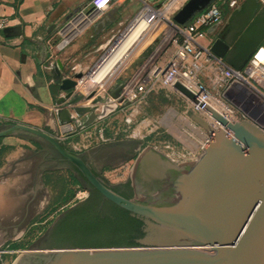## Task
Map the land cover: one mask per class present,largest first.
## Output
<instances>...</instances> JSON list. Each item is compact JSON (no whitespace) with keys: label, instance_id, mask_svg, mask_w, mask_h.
Returning <instances> with one entry per match:
<instances>
[{"label":"water","instance_id":"1","mask_svg":"<svg viewBox=\"0 0 264 264\" xmlns=\"http://www.w3.org/2000/svg\"><path fill=\"white\" fill-rule=\"evenodd\" d=\"M216 1L190 0L175 23L191 21ZM211 49L225 59L229 45L220 36ZM151 51L146 48L127 68L129 75ZM62 70L60 62L52 65V75L66 94L58 104L91 112L90 106H79L95 95L85 97L78 88V80L88 75L63 77ZM174 88L194 100L180 84ZM110 100L100 95L95 101ZM222 122L220 130L201 124L213 138L194 162H175L153 146L141 150L128 176L137 190L134 199L105 185L81 156L49 133L20 124L1 130L0 138L23 136L51 148L101 195L142 220L145 233L140 240L144 246L138 248L72 247L71 234L53 229L65 211L14 264H264V133L249 121Z\"/></svg>","mask_w":264,"mask_h":264},{"label":"rangeland","instance_id":"2","mask_svg":"<svg viewBox=\"0 0 264 264\" xmlns=\"http://www.w3.org/2000/svg\"><path fill=\"white\" fill-rule=\"evenodd\" d=\"M168 1L145 4L139 0L121 2L115 0L105 11H96L90 6V0H82L75 10L63 16L59 22L55 44L52 49L48 50V62L51 65L60 62L63 65V77L75 78L77 74L85 76L123 34L133 21H131L132 17L136 18L146 6L158 11L164 9L167 12V18L165 16L157 25L153 24V27H149V30L121 59L104 82L93 85L87 78L83 83V86L91 89V93L102 88L106 97H111L114 102L118 97L120 100L130 84L127 72L130 62L136 60L146 50L154 36H156L157 43L153 45V48L163 40H170L174 34L173 23L181 9L179 10V3L176 7L173 5L165 7ZM112 13L114 20L107 23L105 29L100 30L97 22L107 18L108 15L111 17ZM96 40L106 42L101 56L95 58L92 52L94 47L87 46V44ZM62 41L68 42L67 46L60 51L59 44ZM237 93L238 89L232 90L229 98L239 112L252 113L255 104L259 108L264 107V99L256 94L247 92L246 96H240L236 95ZM161 95L160 98L159 93L155 94V99L147 102L146 105L143 104V110H139L135 122L137 129L143 127L144 124H149V127H144L146 130L156 125L154 131L146 137L147 131L141 129V133L138 132L134 139H130L134 141L135 146L131 143L132 146L125 145V147L130 149L134 147L139 153L144 148L153 146L168 154L175 162H181L180 155L175 154L169 147L179 148V150L187 149L185 145H188L187 142L191 143V140L184 137L183 133L187 135L185 131L190 125L199 128H196L199 133L195 141H202L203 132L201 131L205 128L201 124L206 122L196 111L189 112L184 99L176 92L163 91ZM96 103L94 107L103 105ZM122 106L129 107V103L125 102ZM172 112L175 113L174 116ZM141 119L144 121L143 125L140 124ZM11 141L13 142V140H8V142ZM62 144L69 151L81 156L85 162L87 161L83 157L86 155L83 151L74 150L69 144ZM8 146V163L5 166H3L5 163L3 152L0 153L2 162V165L0 164V184L2 185L0 191L3 194L2 201L5 202L1 203L2 206L9 209L8 211L3 209L0 212H3L5 216L7 214L8 222L20 227L28 221L34 223L35 226L28 230L20 228L15 230L12 227L0 226V264H14L34 242L43 236L62 213L83 202V199L77 198V194L79 191L84 192L78 173L62 162L48 146L29 138L23 139L18 146L10 145V143ZM102 163L103 177H101L109 182H121L129 176L130 162L124 160L122 156L104 160Z\"/></svg>","mask_w":264,"mask_h":264},{"label":"crops","instance_id":"3","mask_svg":"<svg viewBox=\"0 0 264 264\" xmlns=\"http://www.w3.org/2000/svg\"><path fill=\"white\" fill-rule=\"evenodd\" d=\"M139 1L145 4H156L165 0ZM81 2L82 0H0V20L7 19L9 22L8 28L0 29V131L16 124L37 128L49 133L60 142L69 144L72 149L83 151L86 154L83 157L87 160L89 167L100 176L103 171L102 162L120 156L124 160H129L131 172L138 152L136 148H126L125 145L135 146L134 141L130 139H134L138 132L141 133V129L147 131V137L154 131L156 125L146 130L144 127H149V124H144L141 119L140 124H144L143 127L137 129L134 124L131 129H128L125 118L131 108H135L134 122H136L139 110H143V104L146 105L147 102L155 99V94L159 93L161 98L163 91L168 93L172 90L163 87L158 80L152 93L147 95L145 101L141 103H138L137 99L129 107L122 106L125 102L118 97L115 99L116 102L112 99L101 106H90L92 111L88 113H79L74 107L65 108L58 104L66 94L61 91L60 84L52 75V65L48 62V50L55 44L57 27L63 16L75 10ZM214 3L220 8L223 19L215 35L208 36L205 42L209 43L220 36L225 37L229 45L225 62L234 68H243L256 51L264 46V25L260 26L256 23L258 18L264 17V0H217ZM134 18L132 17L131 21ZM113 20L112 13L111 17L108 15L107 18L99 20L97 27L100 30L105 29L106 24ZM96 41L87 44L94 47L92 52L95 58L101 56L106 42ZM155 43H157L156 36L148 46L152 50L155 49L153 54L149 56L144 66L139 65L130 75L128 74L129 82L136 83L142 76L140 72L143 68L147 70L153 66L165 68L174 58L176 49L170 40H163L153 48ZM136 60L130 62L128 67ZM101 96L106 98L104 92ZM79 106L85 108L89 105L85 103ZM97 125L105 128L104 134L107 141L88 145L85 142V134ZM23 139H25L23 136L0 138V153L3 152L5 160L3 166L8 163L9 143L18 146ZM185 146V148H195L194 145L186 144ZM172 151L180 155L182 161L194 160L190 156L183 159V154L187 153L186 149L173 148ZM0 164L2 165L1 161ZM2 195L0 191V211L3 209L8 211L9 208L1 204L5 203L2 201ZM2 213L0 212L1 227L28 230L35 226L28 221L20 227L8 222L7 214L5 216Z\"/></svg>","mask_w":264,"mask_h":264},{"label":"built area","instance_id":"4","mask_svg":"<svg viewBox=\"0 0 264 264\" xmlns=\"http://www.w3.org/2000/svg\"><path fill=\"white\" fill-rule=\"evenodd\" d=\"M187 1L169 0L168 5L165 7L170 5L176 7L179 3L180 10ZM112 2L113 0H90V6L96 11H103ZM222 19L220 8L213 3L189 22L183 25L173 23L174 34L170 41L176 49L174 58L165 68L159 66H153L150 70L143 68L140 72L142 76L138 78L136 83L134 81L130 82L126 93L121 99L129 103V106L135 103L134 101L137 99L138 103H141L145 101L147 95L152 93L156 81L160 80L159 82L163 87L170 88L184 99L186 109L189 112L196 111L213 129H224L225 125L222 120L231 123L249 121L264 133V107L259 108L255 104L252 113L239 112L229 98L232 90L238 89L236 95L246 96L247 92H252L259 98L264 99V58L260 57L261 53H264V46L256 51L243 70L235 69L212 51L211 45L214 39L209 43L205 42L208 36L215 35L217 27L222 23ZM8 26L9 22L7 19L0 20V29L8 28ZM63 43L64 41L59 44L60 51L67 46V43ZM153 51L144 59L142 66L147 63ZM152 78L154 79L152 80ZM85 80L83 78L78 80V88L83 91L85 97L95 93L93 98L87 101L89 106L94 107L97 105L95 100L99 98L103 90L101 88L91 93V89L83 86ZM176 84H180L188 90L193 95L194 100L189 99L176 90L174 88ZM208 98L213 100L215 107L207 103L206 99ZM106 103L108 102L101 104ZM134 112L135 108H131L125 118V124L128 129H131L135 124ZM196 128V126L190 125L185 131L187 135L183 133L184 137L191 140V143L186 142L195 147L194 149L187 148V153L183 154V159L188 156L194 158L191 162L199 158L205 150L204 147L213 138L212 133L204 130L201 131L203 132L202 141L196 142V136L199 133V130H197L199 128ZM104 132L105 128L103 126H95L93 130L85 134V142L88 145L105 143L107 139ZM82 146L83 144L81 148ZM169 148L173 150L172 147ZM84 195L85 192L79 191L77 198L82 200Z\"/></svg>","mask_w":264,"mask_h":264},{"label":"trees","instance_id":"5","mask_svg":"<svg viewBox=\"0 0 264 264\" xmlns=\"http://www.w3.org/2000/svg\"><path fill=\"white\" fill-rule=\"evenodd\" d=\"M256 23L260 26L264 25V17L258 18ZM246 66L235 69L243 70ZM68 165L71 170L77 171L73 165ZM93 172L102 179L98 173ZM80 179L91 187L92 196L88 202L68 209L65 215L54 225V232L71 234L75 239V242L71 245L72 247H143L144 245L140 243V240L145 235L143 232L144 223L135 217H131L129 211L112 203L104 206L107 210L100 209L98 206L102 202V195L93 189L82 176H80ZM125 197L130 198V195H125Z\"/></svg>","mask_w":264,"mask_h":264},{"label":"bare ground","instance_id":"6","mask_svg":"<svg viewBox=\"0 0 264 264\" xmlns=\"http://www.w3.org/2000/svg\"><path fill=\"white\" fill-rule=\"evenodd\" d=\"M187 12L189 13L190 11L188 10ZM166 14L167 12H165L164 9L158 11L150 6L144 7L135 20L126 28L119 39L110 47V50L105 53L101 61L87 74V78L90 79V82L93 85L104 82L120 63L121 59L138 42L146 31L149 30V27H153L155 24L157 25L161 22L162 18H165ZM155 19L157 20L153 23ZM67 42L68 41H64L63 44H66ZM260 57L264 58V53H261ZM206 100L207 103L212 104L215 107V103L212 99L208 98ZM172 113L174 116L175 113Z\"/></svg>","mask_w":264,"mask_h":264},{"label":"flooded vegetation","instance_id":"7","mask_svg":"<svg viewBox=\"0 0 264 264\" xmlns=\"http://www.w3.org/2000/svg\"><path fill=\"white\" fill-rule=\"evenodd\" d=\"M63 162V161H62ZM65 163V162H64ZM67 164V163H66ZM103 180V183L105 185H107L108 187H110L111 189H113L116 193H118L119 195L125 197V195H130V198H127V199H134L136 196H137V190L136 188L134 187L133 185V181L128 178L126 180H123L121 182H117V183H112V182H109L108 180L106 179H102ZM80 182H81V186L82 188L84 189V192H85V195L83 197V202L82 203H86L88 202V200L91 198L92 196V189L91 187H89L88 185H86L83 180L80 179ZM94 189V188H93ZM96 190V189H95ZM97 191V190H96ZM98 192V191H97ZM126 198V197H125ZM115 204L114 202H112L111 200L105 198L103 195H102V202L99 204V208L102 209V210H107L105 209V205L106 204ZM116 205V204H115ZM125 210V209H124ZM130 216L131 217H135L137 219H139L137 216H134L131 214V212H129ZM140 220V219H139ZM142 221V220H141ZM143 222V221H142ZM144 232V230H143Z\"/></svg>","mask_w":264,"mask_h":264}]
</instances>
